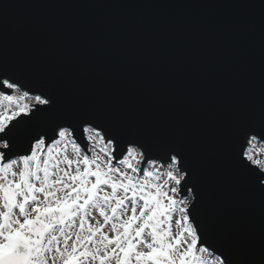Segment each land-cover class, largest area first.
Instances as JSON below:
<instances>
[{
  "label": "snow or ice",
  "instance_id": "6c2138e0",
  "mask_svg": "<svg viewBox=\"0 0 264 264\" xmlns=\"http://www.w3.org/2000/svg\"><path fill=\"white\" fill-rule=\"evenodd\" d=\"M248 45L243 24L10 34L0 18V264H264V24L258 63ZM194 147L226 159L254 201L246 219Z\"/></svg>",
  "mask_w": 264,
  "mask_h": 264
},
{
  "label": "water",
  "instance_id": "95a60500",
  "mask_svg": "<svg viewBox=\"0 0 264 264\" xmlns=\"http://www.w3.org/2000/svg\"><path fill=\"white\" fill-rule=\"evenodd\" d=\"M0 18L7 19L10 34L21 24L94 25L110 20L142 30L160 25L210 37L232 25L243 24L248 28L247 55L255 64L258 63L259 36L264 24V0H0ZM7 56L18 67L28 64L27 54L19 47L10 45ZM30 70L34 74L47 72L42 66ZM49 81L57 88L62 85L63 77L52 73ZM67 101L70 104L86 102L71 96ZM193 152L203 164L213 195L220 198L227 191L237 215L246 219L254 201L245 186L229 174L226 159L206 158L198 147H194ZM209 239L219 244L214 235Z\"/></svg>",
  "mask_w": 264,
  "mask_h": 264
},
{
  "label": "rangeland",
  "instance_id": "374dc122",
  "mask_svg": "<svg viewBox=\"0 0 264 264\" xmlns=\"http://www.w3.org/2000/svg\"><path fill=\"white\" fill-rule=\"evenodd\" d=\"M3 94H5V93H3Z\"/></svg>",
  "mask_w": 264,
  "mask_h": 264
}]
</instances>
